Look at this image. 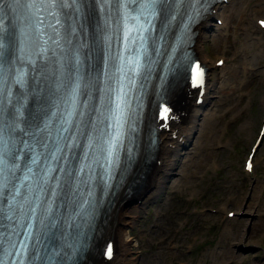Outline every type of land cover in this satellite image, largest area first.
Masks as SVG:
<instances>
[{
  "label": "snow or ice",
  "instance_id": "1",
  "mask_svg": "<svg viewBox=\"0 0 264 264\" xmlns=\"http://www.w3.org/2000/svg\"><path fill=\"white\" fill-rule=\"evenodd\" d=\"M95 3L104 14L105 48L110 49L115 36L122 51L115 57L102 51L101 72L85 83L78 70L73 78L72 60L66 57L65 48L76 32L67 24L72 19L67 10L80 12V0H0V14L11 11L18 20L9 27L0 19V96L4 97L0 100V255L7 258L0 259V264H32L40 258V235L54 236L53 230L60 223L54 208L61 193L65 197L79 195L72 201L75 215L87 212L92 202L80 193V185L87 187L93 178V164L104 169L105 183L112 178V170L120 164L121 138L130 108L128 93L137 87L152 53L159 55L164 31L184 6L183 0ZM207 3L209 0H203L199 7H193L190 23ZM158 20L161 34L156 36ZM260 23L264 25V21ZM25 58L27 65L15 66L17 60L23 64ZM41 59L44 63L38 65ZM79 63L77 50L75 64ZM29 65L32 71L39 67L46 82L54 75L55 82L48 88L49 95L37 101L38 112L26 115L32 98ZM15 85L23 91L14 96ZM94 91L98 97L93 96ZM86 170L88 180L82 175ZM57 172L62 175L58 177ZM91 195L89 190L87 197ZM34 222L40 226L35 236L31 232ZM21 235L25 240L19 239ZM33 239L30 249L25 241ZM13 256L17 259L11 260Z\"/></svg>",
  "mask_w": 264,
  "mask_h": 264
},
{
  "label": "rangeland",
  "instance_id": "2",
  "mask_svg": "<svg viewBox=\"0 0 264 264\" xmlns=\"http://www.w3.org/2000/svg\"><path fill=\"white\" fill-rule=\"evenodd\" d=\"M252 24L233 16L226 41L215 28L203 32V56L211 63L225 56L234 72L209 96L212 121L201 118L198 134L171 158L166 187L131 205L135 245L127 264H264V138L255 174L244 170L264 116V52L248 43ZM221 71L212 79L222 82Z\"/></svg>",
  "mask_w": 264,
  "mask_h": 264
},
{
  "label": "bare ground",
  "instance_id": "3",
  "mask_svg": "<svg viewBox=\"0 0 264 264\" xmlns=\"http://www.w3.org/2000/svg\"><path fill=\"white\" fill-rule=\"evenodd\" d=\"M242 14L247 17L250 16L251 18H257L258 15H264V0H230L229 5L222 4L217 6L215 15L219 19H223L224 25L219 26L216 22L214 25L215 20L212 15L198 27L199 34L194 48L196 54L200 55L203 60L205 59L204 61L207 62V59L203 56L202 52V46L205 44L203 43L204 40H202L203 32L209 34L210 28H215V32L219 33L218 36L226 41L228 33L230 32L233 16H240ZM251 27L254 33L256 31V35L254 36L252 31H249L247 34L248 43L250 44L253 41L257 42L259 44V53L262 54L264 52V30L258 28L256 25H251ZM218 36L214 37L215 41H217ZM249 44L246 43L245 45L247 49L252 47V45ZM210 67V69L214 68V66ZM233 70H229L228 72V70L222 69L220 76H222L223 81L219 82L218 80H212L210 82L209 89L211 90H209L202 106H196L193 103L195 100L187 98L185 93L182 98H179L180 107L183 105V110H180L182 116H180L179 120L174 123L171 130L173 131L172 133H164L160 135V145L158 150L159 157L152 165L151 171L147 177L146 185L142 188V192H139L137 195H133L130 198L133 199L132 201L128 200V202L122 204L118 208L115 228L113 230V236L116 242V255L110 261H105L106 264H127L128 260H130L133 246L135 245L134 238L132 239L130 234V229L135 221L133 216H130V211L132 209L131 205L138 204L139 206L140 204L147 202L149 198H152L151 196L157 194L166 187L168 184V172L173 165L171 158L177 156L180 148H184L192 141V138L198 131L201 118L203 119L205 116L204 122L212 121L213 111L211 112L212 109L209 96L218 90L219 87L222 88L223 84L229 81L231 76L227 78L226 76L229 75V73H233ZM244 78H248V76H245ZM184 141H187L185 145H183ZM98 264L103 263L100 262Z\"/></svg>",
  "mask_w": 264,
  "mask_h": 264
}]
</instances>
